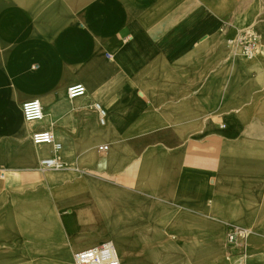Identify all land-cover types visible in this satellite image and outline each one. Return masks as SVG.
I'll return each mask as SVG.
<instances>
[{"label":"crops","instance_id":"1","mask_svg":"<svg viewBox=\"0 0 264 264\" xmlns=\"http://www.w3.org/2000/svg\"><path fill=\"white\" fill-rule=\"evenodd\" d=\"M231 226L264 264V0H0V264H228Z\"/></svg>","mask_w":264,"mask_h":264},{"label":"built area","instance_id":"2","mask_svg":"<svg viewBox=\"0 0 264 264\" xmlns=\"http://www.w3.org/2000/svg\"><path fill=\"white\" fill-rule=\"evenodd\" d=\"M240 49L242 54L251 58L260 44V35L254 30H247L239 34L233 40ZM87 94L86 87L83 84L71 86L68 89V97L75 100L84 97ZM95 107L100 111L101 123H105V111L96 104ZM23 117L28 123L42 121L44 118V110L39 100H32L24 103L22 107ZM33 142L36 145H53L56 151H60L62 146L56 142L51 131H38L33 134ZM102 149H107L104 147ZM63 164L59 157H49L40 161V169L42 171L60 170ZM250 231L237 226H231L227 234L229 253L226 255L228 264H250L249 254L247 253V238ZM76 264H120V259L114 243L106 242L100 246L86 249L76 253Z\"/></svg>","mask_w":264,"mask_h":264},{"label":"bare ground","instance_id":"3","mask_svg":"<svg viewBox=\"0 0 264 264\" xmlns=\"http://www.w3.org/2000/svg\"><path fill=\"white\" fill-rule=\"evenodd\" d=\"M79 80L81 81V82H84V78L83 77H81V78H79ZM40 101V100H39ZM41 102V101H40ZM24 105V104H23ZM98 105L101 107V105L98 103ZM61 144V143H60ZM62 146V145H61Z\"/></svg>","mask_w":264,"mask_h":264}]
</instances>
